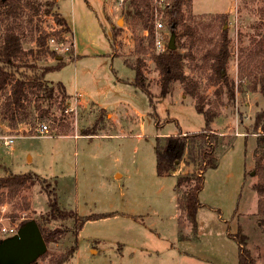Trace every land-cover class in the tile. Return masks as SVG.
I'll return each mask as SVG.
<instances>
[{
	"label": "rangeland",
	"instance_id": "obj_1",
	"mask_svg": "<svg viewBox=\"0 0 264 264\" xmlns=\"http://www.w3.org/2000/svg\"><path fill=\"white\" fill-rule=\"evenodd\" d=\"M36 2L38 12L30 8L21 17L23 46L33 49L35 56L17 66L19 70L32 74L56 62V57L38 53L36 37L40 30L52 34L61 28L53 16L57 12L72 27L64 35L65 45L74 42L75 55H79L72 60L67 50H58L68 63L49 71L46 79L56 85L62 82L71 96L60 105L61 95L56 91L50 118H37L35 113L38 135H27L30 126L26 124L10 127L0 113V176L36 175L34 183L0 205L3 238L8 237L3 228L11 230L23 220L46 218L52 197L72 215L57 222L62 236L47 242L48 255L38 264H49L52 256L75 243L77 250L62 264H240L238 243L230 236L238 231L247 236L255 264H264V215L258 213V194L253 188L259 180L254 121L264 109V95L259 87L253 88L248 75V55L256 48L255 41L264 37V0H187L184 6L186 23L200 37L192 49L197 61L214 46L219 50L221 31H228L227 73L236 91L232 99L219 79L216 85L210 83V70L186 61V73L196 76L201 91L217 104L219 116L212 129L223 142L216 148L218 166L204 175L197 235L180 215L177 198L181 190L176 188L178 175L192 173L194 166L186 162L185 154L172 174L160 176L156 147L158 136L201 131L205 119L181 83L176 82L169 94H161L160 74L152 60L154 48L146 38L149 33L136 19L125 16L129 0L123 4L120 0ZM48 2L53 4L51 14L46 13ZM4 28L0 22V41ZM164 33L167 40L166 26ZM142 36L147 53L137 50ZM48 45L55 47L49 41ZM138 58L146 63L154 104L131 83L135 77L131 65ZM3 98L0 93V107ZM43 123L49 126L45 134L39 131ZM6 137H14L13 143H5ZM26 201L29 209H24ZM81 218L83 224L75 236ZM48 225L56 226L51 221Z\"/></svg>",
	"mask_w": 264,
	"mask_h": 264
},
{
	"label": "trees",
	"instance_id": "obj_2",
	"mask_svg": "<svg viewBox=\"0 0 264 264\" xmlns=\"http://www.w3.org/2000/svg\"><path fill=\"white\" fill-rule=\"evenodd\" d=\"M186 1L171 0L170 6L164 10L165 26L169 30L170 38L174 36V46L169 45L168 34L166 49L163 52H156L154 48L153 0H129V4H127L126 8L124 7V13L126 17L136 19V23L149 33L146 38L150 47L154 48L152 49V51L154 50L152 60L160 74L161 94H169L176 82L181 83L184 93L194 98L196 110L205 119L206 126L203 130L193 133L180 132L175 135H166L162 138L158 136L156 147L157 172L160 176L172 174L184 160L185 154L188 155L186 162L194 166L192 173L178 175L176 188L177 190H181V194L177 198V206L181 212L180 215L186 217L192 227L193 233L197 235L198 210L203 206L199 194L204 185V175L207 169L218 166L216 148L223 145V142L212 129L213 123L219 116L217 104L211 103L206 94L201 91L199 79L194 75L186 73V61H190L191 64H197L199 69L206 72L210 70V83L216 85L219 79L221 84L227 87V92L232 99L235 98L236 91L235 84L229 80L230 78L227 73V65L231 57L228 31H221L219 50L214 46L201 55V61H197L198 56L192 49L196 45V40L200 39V37L196 38L197 30L192 25L186 23L184 15ZM36 3V0H0V22L1 25L5 26L4 34L0 41V93H4L0 113L2 118L12 128H18L20 124L29 125L30 130L28 132L30 134L27 135H38L36 130H34L36 128V112L39 114H37V118H50L49 112L55 103L56 91L61 95L60 105L67 103L70 97L62 82H58L56 85L54 82L46 79V74L49 71L60 69L67 63L57 50L50 48V44L48 45L50 38L55 37L58 40H64V35L72 32L68 20L59 12L53 14V16L61 28L56 29L52 34L51 32L40 30V33L36 37V45L40 49L38 53L44 52L45 54H50L57 58L56 62L48 64L40 72L34 71L32 74H27L18 68L22 66V63H26L29 56H35L33 49H26L23 46L21 34L24 32V24L21 17H23L24 11L30 10V8L34 9L35 13H37L39 7ZM48 4L46 13L51 14L53 4L52 2H48ZM221 18L224 20V18H227V15L224 14ZM28 21L31 22L32 18L30 17ZM116 30L118 28L114 31ZM114 31L111 33V36H114ZM183 37H188L185 42L182 40ZM144 39V36L139 38L137 50L147 53L149 50H146L144 47ZM188 42L189 45H187ZM255 44L256 48L248 55V68H250L248 75L254 81L253 88L259 87V90L264 95V37L255 41ZM185 47H187V50L183 51L182 48ZM68 54L72 60L78 56L75 55L73 47L68 50ZM145 65L146 63L142 58H138L137 63L131 65L135 71V77L131 83L144 91L149 96L151 103L154 104L144 71ZM254 133L257 135L254 150L256 154L255 169L259 180L253 185V188L258 194V213L264 215V109L256 113ZM34 176L36 175L32 173H10L0 176V205L4 203L6 197L12 199L21 189L34 183L36 179ZM182 188H185V190ZM24 207V209H29L30 203L26 201ZM70 215L72 214L66 213L60 208L55 198L50 197L49 211L46 213L47 217L36 220L46 243L57 240L62 236L57 222L60 218ZM82 219L80 224L74 229L75 236L78 235L79 229L82 227ZM49 221L56 226L51 228L48 225ZM26 222L24 220L21 221L18 227ZM230 236L238 243L240 264H255V258L249 248H247V236L242 231L230 234ZM180 238L183 239V236L181 235ZM3 239L0 230V241ZM76 250L77 244L75 243L71 248L52 256L49 264H62ZM47 255V253L43 254L30 264H38V260L45 258Z\"/></svg>",
	"mask_w": 264,
	"mask_h": 264
},
{
	"label": "water",
	"instance_id": "obj_3",
	"mask_svg": "<svg viewBox=\"0 0 264 264\" xmlns=\"http://www.w3.org/2000/svg\"><path fill=\"white\" fill-rule=\"evenodd\" d=\"M169 45L174 46V36ZM47 251V243L35 219L18 228L16 234L0 241V264H30Z\"/></svg>",
	"mask_w": 264,
	"mask_h": 264
},
{
	"label": "built area",
	"instance_id": "obj_4",
	"mask_svg": "<svg viewBox=\"0 0 264 264\" xmlns=\"http://www.w3.org/2000/svg\"><path fill=\"white\" fill-rule=\"evenodd\" d=\"M124 0H120V3L123 4ZM171 4V0H153V14H154V48L156 52H163L166 49L167 40L164 33L165 21H164V10L168 8ZM51 44L55 45L53 47L55 50H69L74 46L72 42L70 46L65 45L64 40H58L55 37L50 38ZM59 52V51H58ZM39 131L42 134L49 132V126L47 124H41ZM14 137H6L5 143H13ZM19 227L11 228L7 230L3 228L4 234L12 236L17 233Z\"/></svg>",
	"mask_w": 264,
	"mask_h": 264
},
{
	"label": "crops",
	"instance_id": "obj_5",
	"mask_svg": "<svg viewBox=\"0 0 264 264\" xmlns=\"http://www.w3.org/2000/svg\"><path fill=\"white\" fill-rule=\"evenodd\" d=\"M218 10V9H217ZM72 28V27H71ZM72 37V36H71ZM74 43V42H73ZM73 48H74V51H75V54H76V50H75V44H74V46H73ZM77 55H79V54H77ZM67 61V63H68V60H66ZM127 82V81H126ZM128 82H130V80H128ZM70 95V94H69ZM81 94H77V95H75L76 97L77 96H80ZM71 96V95H70ZM74 96V95H73ZM81 102H82V100H81ZM109 117L111 118V120H114L113 119V117H114V113L113 112H110L109 113ZM183 133H185V132H183ZM258 206V205H257ZM255 261H256V259H255ZM256 263V262H255Z\"/></svg>",
	"mask_w": 264,
	"mask_h": 264
}]
</instances>
